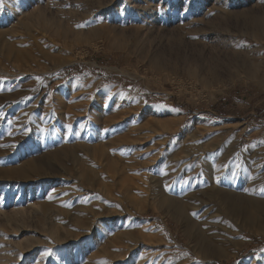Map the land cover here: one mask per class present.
Here are the masks:
<instances>
[{
  "label": "rangeland",
  "instance_id": "obj_1",
  "mask_svg": "<svg viewBox=\"0 0 264 264\" xmlns=\"http://www.w3.org/2000/svg\"><path fill=\"white\" fill-rule=\"evenodd\" d=\"M216 263L264 264V0H0V264Z\"/></svg>",
  "mask_w": 264,
  "mask_h": 264
},
{
  "label": "bare ground",
  "instance_id": "obj_2",
  "mask_svg": "<svg viewBox=\"0 0 264 264\" xmlns=\"http://www.w3.org/2000/svg\"><path fill=\"white\" fill-rule=\"evenodd\" d=\"M187 4V3H186ZM66 149H68V148H66V147H64V149L63 150H61V151H57L54 155H53V158H55V159H57V160H61V159H63L62 158V155L61 154H64L65 152H68V151H66ZM53 154V153H52ZM194 160V159H193ZM36 173V170H35V168L30 164V165H27L26 167H25V169L24 170H22V171H14V172H12V174L13 175H18L19 177H26V178H28V177H30V176H32L33 174H35ZM210 182V181H209ZM234 187V186H233ZM240 187H242V186H240ZM235 188V187H234ZM252 188H253V186H252ZM226 191V190H225ZM252 192V191H251ZM232 193V192H231ZM237 198H240V197H237ZM236 198V199H237ZM231 199V198H230ZM228 200V199H227ZM226 203L228 202V201H225ZM239 202V201H238ZM161 203L163 204V206H167L168 207V209H170L171 210V212H174L177 216H179L180 218H183L184 217V214H185V209L183 208V206H181V204H179V203H177L175 200H172V199H170V198H167V197H163L162 198V201H161ZM228 204V203H227ZM200 207V206H199ZM232 207V206H231ZM240 207H242V206H240ZM197 209V208H196ZM195 209V210H196Z\"/></svg>",
  "mask_w": 264,
  "mask_h": 264
},
{
  "label": "trees",
  "instance_id": "obj_3",
  "mask_svg": "<svg viewBox=\"0 0 264 264\" xmlns=\"http://www.w3.org/2000/svg\"><path fill=\"white\" fill-rule=\"evenodd\" d=\"M257 241H260V240H257ZM244 255H251V254L243 252V253L240 254V257H242ZM216 264H226V263H216Z\"/></svg>",
  "mask_w": 264,
  "mask_h": 264
}]
</instances>
